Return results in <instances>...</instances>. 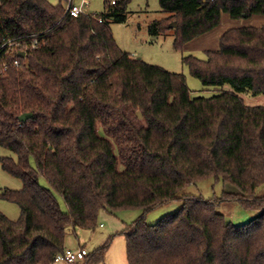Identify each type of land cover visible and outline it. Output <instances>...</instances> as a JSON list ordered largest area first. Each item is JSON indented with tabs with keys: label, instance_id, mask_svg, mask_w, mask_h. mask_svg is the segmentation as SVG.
<instances>
[{
	"label": "trees",
	"instance_id": "16d2710c",
	"mask_svg": "<svg viewBox=\"0 0 264 264\" xmlns=\"http://www.w3.org/2000/svg\"><path fill=\"white\" fill-rule=\"evenodd\" d=\"M64 2L0 0V47L5 37L40 39L25 58L0 55V70L8 64L0 74V147L17 156L0 163L24 185L0 192L21 209L17 221L0 212V264H54L69 227L95 231L103 210L134 209L143 216L124 231L128 264H264V196L255 194L264 185V107L237 94L264 95V26L226 31L207 60L184 56L203 86L236 91L192 98L184 74L116 42L110 25L127 21L130 0H106L102 22L67 15ZM160 7L167 16L150 34L173 31L179 51L218 28L223 14L264 16V0H160ZM23 114L32 117L21 121ZM209 180L236 187L241 195L228 197L258 217L236 226L214 200L183 194ZM180 200L175 214L147 223L149 212ZM110 240L85 264L104 262Z\"/></svg>",
	"mask_w": 264,
	"mask_h": 264
},
{
	"label": "rangeland",
	"instance_id": "374dc122",
	"mask_svg": "<svg viewBox=\"0 0 264 264\" xmlns=\"http://www.w3.org/2000/svg\"><path fill=\"white\" fill-rule=\"evenodd\" d=\"M49 1L55 5L60 3V0ZM81 1L82 0H75V4L79 6ZM87 1L89 7L85 8L84 12L93 15L104 13V3L106 0ZM66 5L67 2H64L63 7H66ZM126 11V22L122 24L113 22L110 25L116 42H118L126 53L136 58L143 59L151 65L162 67L168 72L184 74L187 78V86L191 90L192 98H208L222 94L224 91L236 92L232 86L227 84L223 85V87H205L199 79L191 75L188 68L183 64V57L194 54L195 52L190 53V51L186 49L183 51L175 49L173 31L162 34L154 40L150 34L149 25L167 16L160 7V0H130ZM256 18L257 19L251 22L252 26L253 24L256 27L264 26V16H257ZM247 21L249 20H234L228 14H224L219 31H226L233 27L249 26ZM194 55L202 60H207V55L204 51H198ZM237 94L250 107H264V95L254 94L249 90ZM8 156L17 160L16 154L0 147V158ZM32 165L35 166L34 160H32ZM39 184L51 189L46 179L42 176L39 179ZM23 188V182L2 170L0 163V192L4 190L19 191ZM231 193L241 195L238 189L230 183L225 184L222 181L217 182L215 180L198 182L183 192V194L186 195L199 196L206 200H214L217 203L218 211L225 216L226 220L236 226H242L258 217L260 211L248 210L241 205L239 201L231 200L227 195ZM255 194L257 197L264 196V185L257 187ZM54 195L57 200H59L62 210L67 212L64 199L57 193H54ZM182 205L183 202L181 200L167 202L165 205L149 212L146 221L148 224H155L166 216L175 214ZM0 212L13 221H17L21 217L20 207L10 201L0 200ZM100 214L98 226L95 231L83 230L79 227H69L65 243L66 246L71 249L79 248V246L84 247L83 249H86V251L91 254L95 250L103 247L104 244L111 239L109 243L110 246L104 255V262L100 264H128L127 244L124 231L128 225H131L135 220L143 216L142 210H122L115 213V215L109 214L106 210H103ZM78 264H85V261L83 260Z\"/></svg>",
	"mask_w": 264,
	"mask_h": 264
},
{
	"label": "built area",
	"instance_id": "2783aa9c",
	"mask_svg": "<svg viewBox=\"0 0 264 264\" xmlns=\"http://www.w3.org/2000/svg\"><path fill=\"white\" fill-rule=\"evenodd\" d=\"M111 5H115L117 0H110L109 1ZM89 7V3L87 0H82L81 4L77 6L75 4V0H67V5L65 7V13L71 17L78 18L82 16L83 14L89 15L88 13L84 12L85 8ZM94 17H98L100 22H102V18L99 14L94 15ZM40 46V39L39 36H31L28 40H14L9 37H5L3 40V43L0 47V55L2 53H6L7 55H10L12 53H19L20 56L21 52L25 53L26 57V51L28 49H36ZM14 66L19 67L21 62L19 60H14ZM8 70V64L5 63L0 70V74L4 75L6 71ZM89 255V252L86 251V249L78 248V249H66V251L58 253L57 256H55L53 262L57 263H63V264H78L79 262L83 261L87 256Z\"/></svg>",
	"mask_w": 264,
	"mask_h": 264
},
{
	"label": "crops",
	"instance_id": "0c3cea01",
	"mask_svg": "<svg viewBox=\"0 0 264 264\" xmlns=\"http://www.w3.org/2000/svg\"><path fill=\"white\" fill-rule=\"evenodd\" d=\"M223 17H224V14L222 16V19H223ZM256 17L257 16H253V18L250 19L251 21L250 20L247 21L249 23V26H245V27H253V26H255L254 24L252 26L251 22H253L254 19H257ZM219 27L216 28L215 30L207 33L206 35H204L202 37L194 39L193 41H191V43L187 44L184 49H186L187 51H190V53L191 52L197 53L198 51H204V53H205V52H207V50H218L219 49V45H220V38L222 37V35L226 31H228V30H226V31L222 30V32H220L219 31L220 30ZM233 28H231V29H233ZM65 246H66V244H65ZM66 248L67 249H71V248H68L67 246H66ZM79 248H84V247H80L79 246ZM73 249H78V248H73ZM73 249H71V250H73Z\"/></svg>",
	"mask_w": 264,
	"mask_h": 264
},
{
	"label": "water",
	"instance_id": "95a60500",
	"mask_svg": "<svg viewBox=\"0 0 264 264\" xmlns=\"http://www.w3.org/2000/svg\"><path fill=\"white\" fill-rule=\"evenodd\" d=\"M20 56L21 57H24L25 56V53L24 52H21L20 53ZM32 115L31 114H23L22 117L20 118L21 121H26L28 120L29 118H31Z\"/></svg>",
	"mask_w": 264,
	"mask_h": 264
}]
</instances>
